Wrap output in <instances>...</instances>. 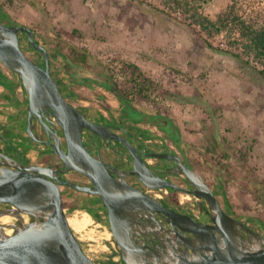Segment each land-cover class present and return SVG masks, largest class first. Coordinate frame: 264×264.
Wrapping results in <instances>:
<instances>
[{
	"label": "rangeland",
	"instance_id": "1",
	"mask_svg": "<svg viewBox=\"0 0 264 264\" xmlns=\"http://www.w3.org/2000/svg\"><path fill=\"white\" fill-rule=\"evenodd\" d=\"M233 3L244 16L264 22V0H212L205 13L216 19ZM0 20L35 31L49 51L53 76L84 113L123 127L120 132L140 146L172 148L215 187L223 206L264 233V64L246 53L239 33L209 34L161 0H0ZM20 36L27 54L44 64L26 33ZM73 46L88 48V63L74 62ZM123 60L139 64L155 80L158 103L138 97L125 106L103 85L82 83L86 77L102 81L112 70L121 76ZM2 76L13 85L14 101L19 94L26 106L28 92L20 76L0 60ZM0 88L2 96L9 93L3 81ZM62 192L68 216L90 214L92 223L76 232L89 255L98 264L112 256L120 261L109 225L95 219L89 202L74 206L86 194ZM177 195L179 205L195 202L200 208L194 195Z\"/></svg>",
	"mask_w": 264,
	"mask_h": 264
},
{
	"label": "water",
	"instance_id": "2",
	"mask_svg": "<svg viewBox=\"0 0 264 264\" xmlns=\"http://www.w3.org/2000/svg\"><path fill=\"white\" fill-rule=\"evenodd\" d=\"M22 32L43 54L44 65L23 49ZM0 60L20 76L28 92V134L38 138L33 127L35 115L49 130L43 117L49 111L54 116L52 122L62 126L67 145L65 149L58 131L53 130L51 146L63 162L52 166L23 164V157L17 159L0 150V204L6 205L0 208V216L15 217L8 225L0 222V264H97L69 224L58 191L42 176L58 178L54 172L68 170H78L92 179V186L65 183L101 196L124 264H264V233L248 219L230 214L205 177L179 154L172 150L148 153L177 164L167 170L153 168L131 140L110 125L91 120L65 96L52 74L48 49L30 26L0 20ZM84 129L104 139L120 140L133 157L132 168L123 170L92 154L84 141ZM170 173L183 176L195 188L185 189L168 179ZM129 174L148 187L173 188L204 199L211 222L161 204L132 185ZM156 212L166 215L171 226L158 219ZM6 228H14L13 233Z\"/></svg>",
	"mask_w": 264,
	"mask_h": 264
},
{
	"label": "flooded vegetation",
	"instance_id": "3",
	"mask_svg": "<svg viewBox=\"0 0 264 264\" xmlns=\"http://www.w3.org/2000/svg\"><path fill=\"white\" fill-rule=\"evenodd\" d=\"M44 64L42 63V65H44ZM27 99H28V101L26 103V106H24L25 112L23 114L24 123L26 125V132H27V123H28V114H29L28 113L29 96L27 97ZM84 114H86V113H84ZM86 115L91 120H93L95 122L110 125L114 130H116L118 132L121 131L118 128L119 126L116 124H113V123H110V122L104 121V120L93 119L88 114H86ZM43 117L50 124V128H49V130H47L45 128L42 120L37 115H35L34 119H33V127H34L35 133H36L38 138L37 139L30 138L29 139L31 141V143H30V146H28L27 151L25 150V152H15L16 149H19L18 146H15V144L12 145V143H9V142H5L4 136H1V135H0V150L14 156L17 159H19L20 157H23V164L32 163V164L42 165V166H52V165L61 164L63 162V160L54 152V150L51 146V143L53 141L52 131L57 130L59 135H60L61 143H62L63 147L65 149H67L66 139H65L63 128L60 124L52 122V119L54 120V116L49 111H45V114ZM27 135H29L28 132H27ZM124 136H126L129 140H131L139 148V150L142 153V155L144 156V158L151 164V166L153 168H155L157 170H167L168 168L170 169V168L176 167V165H177L176 162L171 161L167 158L155 157L156 160L154 162H151L149 160L150 157L148 156V153H150L152 151L167 152L169 150H172L173 152L177 153L172 148H169V146L162 147V148H149L148 149V147L140 146L138 143L134 142V140L132 139L131 136H127V135H124ZM84 141H85L88 149L90 150V152L92 154H94L95 156H101V158L103 160H105V161H107V162H109V163H111V164H113V165H115V166H117L123 170H129L132 168L133 157L129 153V151L127 150L126 146L120 140L109 139V138L104 139L99 135H95L91 130L84 129ZM8 147H10V150L7 151ZM181 158L184 162H186L191 167L196 169L185 157L181 156ZM54 173L59 175L58 178L51 177L48 175H42V176H43V178H45V180L47 182H49L58 191L59 195L61 196L62 202L64 201L62 191L65 190L66 193H72L71 190L81 191L84 194H86L85 198L82 200H74L73 204L80 207L81 205H84V203L89 202L90 207L93 210H96V207L99 205L102 206V208H100V210H98V212L103 216V220H101V221L102 222L105 221L109 225L108 210H107V207L105 206V204L102 201L101 196L99 194H95V193L84 191V190H79V189L73 187L72 185L65 183L66 181H72V182H75V183H78L81 185L92 186L93 181L91 178H89L88 176H86L85 174H83L82 172H80L78 170H68V171H64V172L56 171ZM127 178L132 185L138 187L139 189H141L144 192H147L148 194L153 196V194L150 192V187L145 185L144 182L141 181L140 178H138L137 176H135L133 174H129L127 176ZM167 178L175 181L177 184L184 187L185 189L195 188L193 185H191L189 183V181L186 178H184L181 175H177L175 173H170L167 175ZM209 185L211 186L214 193L219 198L215 187L212 186L210 183H209ZM179 192H181V191H179ZM172 196H173V192L170 189L168 191V193L164 196L163 199H157V198L156 199L161 204H164L166 206L174 208L175 210H177L179 212L189 213L190 215H192L197 220H202V221L208 222V223L211 222L210 217L207 214L205 206H204V199L199 198V200L201 201V204H200V213L197 216L189 207L184 206L183 204L178 205L172 199ZM63 204H64V202H63ZM0 205H3V204H0ZM225 209L230 214L235 216V214L228 207H225ZM156 214H157L158 219L162 220L163 222H166L169 226H171L169 221L166 219V217H167L166 215L161 214L160 212H156ZM248 223H250L249 220H248ZM185 233L188 235L192 234L191 232H185Z\"/></svg>",
	"mask_w": 264,
	"mask_h": 264
},
{
	"label": "trees",
	"instance_id": "4",
	"mask_svg": "<svg viewBox=\"0 0 264 264\" xmlns=\"http://www.w3.org/2000/svg\"><path fill=\"white\" fill-rule=\"evenodd\" d=\"M165 3L167 7L171 9L180 10L188 14L191 23L201 27L203 30L207 31L209 34L217 35L222 31H229L231 33H239V36L243 40L242 47L248 55H251L257 62L264 64V22H259L253 20L251 17L244 16L238 9L236 4H231L222 13L218 14L216 19L211 18L205 13V6L212 0H161ZM143 3V1H141ZM160 10V8H157ZM161 11H164L161 9ZM45 18L49 21L48 10L43 9ZM51 29L56 30V28L50 24ZM35 32V31H34ZM20 36V35H19ZM21 42V36H20ZM232 43H237L236 41ZM32 46V44H31ZM33 47V46H32ZM239 57V54H235ZM89 57L91 58V53L88 48L85 47H74L71 50V58L77 64L88 63ZM45 62V60H44ZM121 76H117V73L108 72L104 74V80L96 81L94 78L86 77L81 78L82 83L97 82L107 89L111 90L116 94L118 99L126 106V101L132 102L135 98L142 97L149 100L152 103H158V100L153 96L154 88L156 87L155 80L149 76L143 68L130 61H121L119 63ZM263 73V72H262ZM119 77V78H118ZM123 77V78H120ZM119 79V81H118ZM123 79V80H122ZM0 81H3L8 88L9 93L12 98L15 99V94L13 87L6 82V77H1ZM22 82V81H21ZM124 82L125 84H121ZM127 83V84H126ZM23 84V83H22ZM59 84V82H58ZM60 86V84H59ZM60 89L62 90L61 86ZM74 96H78L75 93H71ZM66 96V95H65ZM141 130V128L136 127ZM149 135V134H148ZM137 136V135H134ZM30 138V136L28 135ZM173 192L172 199L179 205L178 201V190L170 188ZM65 206V205H64ZM75 207H79L74 205ZM102 206H97L96 210L89 209V212L95 217V219L101 221L103 216L98 212ZM118 253V252H116ZM120 256L121 254L118 253ZM102 264H124L121 260L115 259L113 256L107 260H104Z\"/></svg>",
	"mask_w": 264,
	"mask_h": 264
},
{
	"label": "crops",
	"instance_id": "5",
	"mask_svg": "<svg viewBox=\"0 0 264 264\" xmlns=\"http://www.w3.org/2000/svg\"><path fill=\"white\" fill-rule=\"evenodd\" d=\"M8 83L13 87L11 82ZM23 89L20 86L18 87V91H24ZM1 91H4V88L0 90V102H6V104L0 105V135L4 136L5 142L12 143V145L15 144L19 149L27 151L31 141L27 135L23 119L24 98L18 96V94V99L14 101L10 93L5 92V96H2L3 93ZM16 142H21V144Z\"/></svg>",
	"mask_w": 264,
	"mask_h": 264
},
{
	"label": "bare ground",
	"instance_id": "6",
	"mask_svg": "<svg viewBox=\"0 0 264 264\" xmlns=\"http://www.w3.org/2000/svg\"><path fill=\"white\" fill-rule=\"evenodd\" d=\"M14 220L15 217L9 214L0 216V222L5 225L10 224ZM68 221L71 227L78 233H82L83 231H85L92 223L90 214L88 212H82V214L75 213L73 215H70ZM6 229L8 233H13L14 231V228ZM108 234H112L111 231Z\"/></svg>",
	"mask_w": 264,
	"mask_h": 264
},
{
	"label": "built area",
	"instance_id": "7",
	"mask_svg": "<svg viewBox=\"0 0 264 264\" xmlns=\"http://www.w3.org/2000/svg\"><path fill=\"white\" fill-rule=\"evenodd\" d=\"M168 191H169V188H151L150 187V192L157 199H163L164 196L168 193ZM189 194L190 193H188V195ZM195 197L198 198L197 196H195ZM189 203H190V207L189 208L198 216L199 213H200V208L196 206V203L195 202H189Z\"/></svg>",
	"mask_w": 264,
	"mask_h": 264
}]
</instances>
